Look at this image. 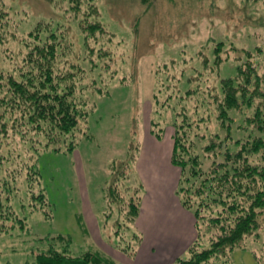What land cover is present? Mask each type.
I'll return each mask as SVG.
<instances>
[{
	"label": "rangeland",
	"instance_id": "rangeland-1",
	"mask_svg": "<svg viewBox=\"0 0 264 264\" xmlns=\"http://www.w3.org/2000/svg\"><path fill=\"white\" fill-rule=\"evenodd\" d=\"M78 1L0 0L3 80L10 75L22 78L24 59L37 46L34 43H42L34 36L36 27L45 25L40 35L46 39L49 25L61 45L60 70L71 76L64 85L73 81L80 97L93 108L75 130L79 140L72 151L66 150L72 134L54 137L58 138L54 143L48 131L34 133L33 126L27 124L18 132L11 130L7 138L0 134V204L21 210L38 200L41 188L49 202L44 210L33 213L22 207L26 230L13 227L14 219L0 216V264H33L35 255L50 245L84 255L98 248H113L111 245L118 248L119 240L133 245L131 257L138 255L141 263L147 264V257L139 255L140 243L135 238L142 235L139 224L146 219L137 216L127 223L130 203H138L141 211L159 185L166 182L171 188L176 177L179 188L180 171L169 157L174 123L182 118L181 111L198 110L208 118L199 134L217 130L224 136L217 119L218 102L224 98L222 80L236 78L238 67L246 65L249 55L262 64L264 77V0H85L81 8ZM85 5L96 16L92 25L97 26L87 32L80 28L76 12L85 10ZM259 99L254 107L232 111L234 126L242 124L245 129L233 133L234 137L246 140L258 134L246 118L254 117ZM1 112L4 108L0 107ZM153 122L161 137L150 131ZM155 144L168 155L159 151L154 157ZM55 146L62 149L55 151ZM263 155V150L253 155L252 162L262 164ZM37 169L42 174L39 180L34 179ZM89 203L100 229L91 222ZM186 209L188 213L184 211L176 219L175 236L179 237L186 224L190 231L193 218L198 226L196 207ZM47 210L52 217L47 216ZM200 215L205 218L199 222V231L197 228L196 249L203 250L212 247V234L218 229L208 221L215 217L210 209ZM172 216L175 220L176 215ZM258 221L259 227L239 248L213 256L206 264H264V211ZM60 236L68 238L69 244ZM122 256L117 257L121 264L134 263ZM190 256L188 248L179 260Z\"/></svg>",
	"mask_w": 264,
	"mask_h": 264
},
{
	"label": "trees",
	"instance_id": "trees-1",
	"mask_svg": "<svg viewBox=\"0 0 264 264\" xmlns=\"http://www.w3.org/2000/svg\"><path fill=\"white\" fill-rule=\"evenodd\" d=\"M83 1L86 4L85 0L77 2L78 8L82 7ZM76 12L80 28L85 31L97 28L96 25H92L96 16L87 10V5L85 10L84 8L76 9ZM46 26L49 29L46 39H41L40 35V31L46 28L45 25L36 27L34 36L38 42L42 43H34L37 46H34L24 59L21 66L23 69L21 79L18 80L10 75L4 81L2 69H0L2 79H0V107L4 108V112L0 113V134H4L7 138L11 130L18 132L26 124L33 126L31 129L34 133L37 130L48 131L51 142L54 143L58 139L54 137L72 134L66 148L72 151L76 149L79 140V133L75 130L87 120L93 108L80 97L77 88L73 86V81L64 85L71 76L61 72L62 67L58 63L60 56L58 48L61 45L53 30L49 25ZM251 57L252 55L248 56L246 65L238 67L236 78L222 80L224 98L218 102L217 119L225 132L224 136H221L217 130L212 131L211 134H199L208 118L199 114L198 110L189 113L184 109L181 111L182 118L174 123L172 163L181 170L177 192L185 207H196L198 231L200 220L205 218L200 215L204 209H210V212L215 214V217L208 221L211 226L218 229L212 234L211 248L196 249L198 246L196 241L190 247V258L178 260L179 262L175 264H206L213 256L221 255L228 249L233 252L239 248L248 234L259 227L258 216L264 211V155L262 164L253 163L251 157L264 151V136H262L264 134V77L260 73L262 64L256 63ZM252 87H254L253 90ZM190 91L193 92V90ZM259 98L262 100L260 101ZM255 99H259L260 102L255 107L254 117L248 116L246 122L253 125L258 134L246 140L234 137L233 133L238 134L245 129L242 124L234 126L235 118L231 115L232 111H241L243 106L254 107ZM157 125L153 122L151 132L161 137L160 129H155ZM31 129L29 127L30 131ZM12 137L15 136L12 135ZM61 149L60 146L53 147L55 151ZM2 169L0 167V170ZM36 171L37 177L35 174L33 178L39 180L38 176L41 177L42 174L40 170ZM12 181L17 183L16 178ZM29 185L30 190L33 191L32 183L30 182ZM15 190L17 191V186ZM38 196L39 202L36 200L26 205L23 203L29 209V211L26 210L27 212L44 210L45 206L49 205L43 188L40 189ZM37 198L34 196V199ZM130 205L127 223L134 221L140 211V206L135 201H132ZM25 206H21V210L20 208L16 210V208L9 209L0 204V216L3 219H14L13 227L26 230L28 229L27 217L22 216L24 213L22 207L26 208ZM11 210L14 217L11 215ZM45 212L48 217H52L50 210ZM127 223L125 227L130 228ZM59 238L67 241V245L69 244L68 238L63 236ZM135 238L139 241L141 236L135 235ZM117 247L130 255H133L131 252L135 249L133 245H123L121 240L117 243ZM33 264L118 263L100 251L72 255L67 249L59 251L50 245L48 249L41 250L35 255Z\"/></svg>",
	"mask_w": 264,
	"mask_h": 264
},
{
	"label": "crops",
	"instance_id": "crops-1",
	"mask_svg": "<svg viewBox=\"0 0 264 264\" xmlns=\"http://www.w3.org/2000/svg\"><path fill=\"white\" fill-rule=\"evenodd\" d=\"M155 145L157 146V150L153 152V156L155 157L159 151L165 155L166 152H163V148H160L157 144ZM173 148L171 152V158L169 157L170 163L172 162ZM166 155L168 154L166 153ZM179 171L180 184L181 170L179 169ZM176 183L178 184L177 177L174 186L171 188H167L166 182H164L162 186L159 185L155 189L156 192L154 196L149 198L146 204L143 203L142 210L138 215V217L140 216V219H146L145 222L139 224V227L142 230V235L139 234L141 239L139 240L140 245L138 247V252H140V256L144 255V259L147 257V264H175L184 256V254H186L188 248H190L193 242H195L197 239L198 232L195 218H193L192 229L190 231L188 230V225L186 224L184 227L181 226L179 237L175 236L177 230V217L184 211L188 213L186 209L187 207H185L182 204V201L177 197L176 192L178 186ZM87 212L90 214L92 224L96 227H99V224H97V219L94 215L95 212L90 203L87 204ZM173 214L176 215L175 220L172 216ZM162 221H164L167 225L162 224ZM99 235H101V233H99ZM102 241L104 240L102 239ZM111 246L113 248L109 247L107 250L98 248L94 251H101L120 264L122 261L117 257L123 258L122 254L124 257L128 256L131 261L134 260V263L131 262L132 264L141 263L142 260L137 258L138 255L136 257H131V255L125 251L116 248L114 245ZM118 251H121L122 254H120ZM154 254L157 256H154Z\"/></svg>",
	"mask_w": 264,
	"mask_h": 264
}]
</instances>
